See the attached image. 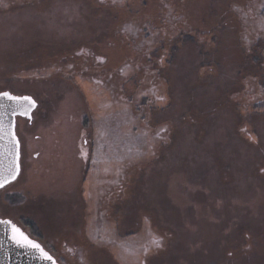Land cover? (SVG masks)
Returning <instances> with one entry per match:
<instances>
[{"label":"rangeland","instance_id":"rangeland-1","mask_svg":"<svg viewBox=\"0 0 264 264\" xmlns=\"http://www.w3.org/2000/svg\"><path fill=\"white\" fill-rule=\"evenodd\" d=\"M263 2L0 0V93L37 103L0 219L59 264H264Z\"/></svg>","mask_w":264,"mask_h":264},{"label":"water","instance_id":"water-1","mask_svg":"<svg viewBox=\"0 0 264 264\" xmlns=\"http://www.w3.org/2000/svg\"><path fill=\"white\" fill-rule=\"evenodd\" d=\"M3 93H8V96ZM3 93H0V184L4 187L15 181L20 172V143L15 132L16 117L30 120L37 103L27 96L18 97L9 92ZM26 97L30 100H25ZM24 237L33 244H38L39 248L24 242ZM0 264L59 263L18 225L11 220L0 219Z\"/></svg>","mask_w":264,"mask_h":264},{"label":"trees","instance_id":"trees-1","mask_svg":"<svg viewBox=\"0 0 264 264\" xmlns=\"http://www.w3.org/2000/svg\"><path fill=\"white\" fill-rule=\"evenodd\" d=\"M260 15L262 16V17H264V2H263V4H262V7H261V10H260ZM152 53V52H151ZM149 57V59H146V60H148V61H146V62H148L147 64H148V71H150L152 74H157L158 75V78L159 79H161L162 77V71L160 70V68L158 67V65L156 66V64H157V61H158V59L160 58L159 56H151V55H149L148 56ZM261 58H263L262 56H261ZM161 75V76H160ZM164 80V82L166 83V81H167V77L165 78V79H163ZM257 87H258V85H257ZM262 89H264V88H262ZM244 91V90H243ZM242 91V92H243ZM262 92H264V90H262ZM148 101H150V99H144V103H139L138 105H134L135 107H136V110H138L139 108H145V106H146V103L148 102ZM234 107H236L235 109H237L238 111H240L241 109L239 108L240 106L237 104V105H235ZM264 111V105H262V106H259V105H257V106H255V108H253L252 109V111H250L251 113H253L254 112V114H259V113H261V112H263ZM232 214L233 213H229L228 215L226 214V215H224V217H226V218H224V221L223 222H227V223H224L223 225H224V229H226V230H228V231H231L232 230V228H233V225L231 224L232 222H234V220H231V217L230 216H232ZM232 221V222H231ZM235 222H237L236 220H235ZM222 223V222H221ZM238 226V225H237ZM242 234V233H241ZM213 238H215V237H213ZM219 238V237H218ZM241 239H244V235H240V240ZM217 240V239H216ZM234 242H236L237 240L235 239V240H233ZM242 243V244H241ZM240 244L241 245H243V241H240ZM195 248V247H194ZM231 250H233V251H235L237 248H230ZM192 251H194V250H192ZM243 253L242 254H244L245 252L244 251H242ZM153 255L154 254H152L151 255V257H153ZM209 260H203V261H200V260H198V259H196V260H194V264L196 263V264H205V263H207ZM211 262V261H210ZM214 262H216L215 260H214Z\"/></svg>","mask_w":264,"mask_h":264},{"label":"snow or ice","instance_id":"snow-or-ice-1","mask_svg":"<svg viewBox=\"0 0 264 264\" xmlns=\"http://www.w3.org/2000/svg\"><path fill=\"white\" fill-rule=\"evenodd\" d=\"M3 95L4 96H8V93H3ZM25 100H30V98H24ZM34 103V102H33ZM15 178V176L13 175V179ZM0 187H3V184H0ZM16 231L18 232L19 231V229H16ZM21 235H23V234H21ZM23 241L24 242H26V243H29V244H33V242L32 241H29L28 239H27V237H24L23 238ZM18 242H20V241H18ZM33 246L34 247H37V248H39V245L38 244H33ZM46 255V254H45ZM49 259H51L50 257H49Z\"/></svg>","mask_w":264,"mask_h":264},{"label":"flooded vegetation","instance_id":"flooded-vegetation-1","mask_svg":"<svg viewBox=\"0 0 264 264\" xmlns=\"http://www.w3.org/2000/svg\"><path fill=\"white\" fill-rule=\"evenodd\" d=\"M18 118H20V119H24V118H22V117H19L18 116ZM18 136V135H17ZM19 138V137H18ZM20 141V140H19ZM20 151H21V141H20Z\"/></svg>","mask_w":264,"mask_h":264}]
</instances>
